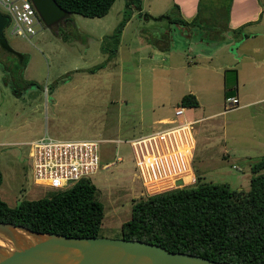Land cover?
Returning <instances> with one entry per match:
<instances>
[{
	"label": "rangeland",
	"instance_id": "1",
	"mask_svg": "<svg viewBox=\"0 0 264 264\" xmlns=\"http://www.w3.org/2000/svg\"><path fill=\"white\" fill-rule=\"evenodd\" d=\"M141 1L153 17L176 15L172 0ZM124 10L125 1L115 0L105 16L72 14L60 32L43 23L29 39L12 34L6 24L2 33L15 51L27 55L25 66L0 49V197L14 206L52 192L33 182L31 141L43 136L112 140L101 144L99 169L89 177L104 206L99 236L110 238H121V224L136 199L159 192L144 188L129 140L160 126L154 120L173 117L190 90L198 94L199 106L184 114L212 117L193 120L198 122L192 125V172L179 187L193 184L197 174L202 182L247 190L251 166L264 158V64L254 69L246 63L238 78L235 70H227L226 82L220 75L211 79L212 72L195 68L202 65L197 56L186 55V32L167 18L145 19L134 12L120 37H114L128 15ZM0 12H5L1 6ZM211 38L222 39L216 33ZM169 44L176 47L172 54L162 51ZM235 45L229 47L232 54ZM226 91L237 94V108H226ZM166 186L158 188L174 189Z\"/></svg>",
	"mask_w": 264,
	"mask_h": 264
},
{
	"label": "trees",
	"instance_id": "2",
	"mask_svg": "<svg viewBox=\"0 0 264 264\" xmlns=\"http://www.w3.org/2000/svg\"><path fill=\"white\" fill-rule=\"evenodd\" d=\"M55 1L70 13L64 24L72 14L105 16L115 2ZM124 1V11L128 15L118 23V32L114 37H120L134 12L145 19L167 18L185 29L197 24L201 28V8L208 2L199 0L197 18L188 21L180 15L174 18L169 14L153 17L148 12L141 13V0ZM174 8L179 14L176 4ZM60 28L56 26V33L60 32ZM233 34H242L241 28L234 29ZM62 37L66 39V36ZM0 49L20 57L24 66L28 62L27 55L15 51L3 33L0 35ZM225 96L230 97V92L226 91ZM179 104L184 108L199 106L193 93L182 95ZM251 173L247 190L231 189L224 183L202 182V177L196 175L193 184L141 196L133 202L128 220L121 224V238L138 239L170 251L199 255L214 261L264 264V158L253 163ZM2 180L0 170V187ZM103 214L104 206L97 198V188L89 178H82L67 188L52 189V192L40 198L21 200L14 206L8 205L0 197V221L38 232L99 236Z\"/></svg>",
	"mask_w": 264,
	"mask_h": 264
},
{
	"label": "built area",
	"instance_id": "3",
	"mask_svg": "<svg viewBox=\"0 0 264 264\" xmlns=\"http://www.w3.org/2000/svg\"><path fill=\"white\" fill-rule=\"evenodd\" d=\"M0 6L8 17L7 24H11L12 34L29 39L37 33V27L43 24L31 0H0ZM226 101L227 108L237 107L236 97H227ZM184 111V107H176L174 118L161 121V125L151 132L129 140L146 190H158L161 193L164 189L158 187L167 185L168 188H177L178 181L184 183V177L192 172V125L198 121L180 120ZM111 141L61 140L49 136L32 141L29 157L32 161L33 182L38 186L59 189L67 188L82 178H89L99 169L101 144ZM187 159L189 161L186 163ZM176 163L181 167L188 164L191 172L184 167L176 174ZM170 169L173 178L170 177ZM163 179L166 181H161ZM153 187L156 188L153 190Z\"/></svg>",
	"mask_w": 264,
	"mask_h": 264
},
{
	"label": "water",
	"instance_id": "4",
	"mask_svg": "<svg viewBox=\"0 0 264 264\" xmlns=\"http://www.w3.org/2000/svg\"><path fill=\"white\" fill-rule=\"evenodd\" d=\"M31 1L49 29L70 17L55 0ZM7 22L0 12V35ZM0 240V264H241L170 251L138 239L67 236L4 221H0Z\"/></svg>",
	"mask_w": 264,
	"mask_h": 264
},
{
	"label": "crops",
	"instance_id": "5",
	"mask_svg": "<svg viewBox=\"0 0 264 264\" xmlns=\"http://www.w3.org/2000/svg\"><path fill=\"white\" fill-rule=\"evenodd\" d=\"M221 1L222 0H209L207 3H204L202 5V15L199 21L201 24V28H198L197 24L195 26H191L193 28L185 29L178 24L170 22V20H168V22L170 24H173V26L177 25V28H180L183 32H186V48H184L187 52L186 55L188 56V53H193L194 56H197L200 59V62H202V65L200 63L196 64L195 68L200 69L202 67V71L208 70L212 72L213 76L211 79H216L218 78V75H220V79L226 82L227 70H235L236 78H238L239 73H241L244 69H247L245 66L246 63H251L254 69H259L260 64H264V0H223L224 2L222 5L220 3ZM172 2V7H174V5L176 4L179 8V14L176 10V15H173L174 17L180 15L182 18L188 21H193L197 18V14L199 13V0H172ZM143 8L144 5L142 3L141 13L145 12L143 11ZM219 10H222V12L219 13ZM236 28H241V33L242 31H244L245 36L242 37L240 36V34L234 36L233 31ZM170 29L172 28H169L168 30ZM220 31H222V33H220ZM225 31L226 35L228 34L227 38H224ZM215 33L221 36L222 39L214 40L213 38H211ZM164 34L168 36L166 32L161 33V35ZM202 42H204L205 44L203 46H199L198 43L201 45ZM233 43H236V51L233 50L232 46L231 49L235 52V54L229 52V47ZM206 45L209 46L208 49L205 48ZM175 48L176 47H172L169 44L165 46V49H163L162 51H168L169 54H172V52L175 51ZM228 55L233 56L232 60L228 59ZM255 57H258L260 59L258 61H255ZM247 60H249V62ZM259 76H262V74H260ZM190 91L194 93L198 100L199 97L196 91ZM236 93H238L237 89ZM232 96H236V98L238 99L237 94ZM211 117L212 115L210 114L204 117L192 118V116L184 114L180 118V120H194L204 118L208 119ZM171 118H174V114L173 117L159 118L157 120H154L153 122L157 125H161V121L169 120ZM193 129L195 128L193 127ZM197 132L198 130H196L195 137L198 134ZM166 161L170 160L166 159ZM188 161L189 159H187L186 163ZM184 167H186L187 170L190 171V167L188 166V164H186ZM184 167H181L179 164H177V168H175L176 174L177 172L184 170ZM170 174V177L173 178V172L171 169ZM194 175L196 176L197 174H193V177Z\"/></svg>",
	"mask_w": 264,
	"mask_h": 264
},
{
	"label": "bare ground",
	"instance_id": "6",
	"mask_svg": "<svg viewBox=\"0 0 264 264\" xmlns=\"http://www.w3.org/2000/svg\"><path fill=\"white\" fill-rule=\"evenodd\" d=\"M0 243H3V241H2V240H0Z\"/></svg>",
	"mask_w": 264,
	"mask_h": 264
},
{
	"label": "clouds",
	"instance_id": "7",
	"mask_svg": "<svg viewBox=\"0 0 264 264\" xmlns=\"http://www.w3.org/2000/svg\"><path fill=\"white\" fill-rule=\"evenodd\" d=\"M182 107V106H181ZM188 185V184H187Z\"/></svg>",
	"mask_w": 264,
	"mask_h": 264
}]
</instances>
